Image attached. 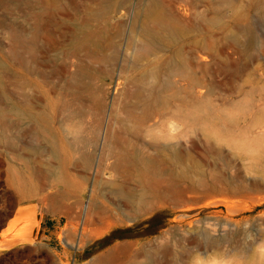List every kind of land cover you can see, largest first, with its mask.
<instances>
[{"label": "rangeland", "instance_id": "374dc122", "mask_svg": "<svg viewBox=\"0 0 264 264\" xmlns=\"http://www.w3.org/2000/svg\"><path fill=\"white\" fill-rule=\"evenodd\" d=\"M77 1L0 0V239L19 210L36 218L0 264H252L264 239V152L253 156L264 1L171 2L185 60L169 99L143 86L156 57L174 54L139 48L148 0L100 21L102 53L77 49ZM113 230L125 237L99 248Z\"/></svg>", "mask_w": 264, "mask_h": 264}, {"label": "bare ground", "instance_id": "6f19581e", "mask_svg": "<svg viewBox=\"0 0 264 264\" xmlns=\"http://www.w3.org/2000/svg\"><path fill=\"white\" fill-rule=\"evenodd\" d=\"M173 0H148L145 9V21L141 29L143 41L139 44L141 51L145 53L161 52L168 47H174V54L165 61L162 57H156L155 65L149 70V75L152 77L151 82H144L143 86L149 90L150 95L163 96L169 99L174 91L173 75L177 73L180 65L184 62L185 57L182 56L185 48L184 42L181 41L182 35L177 20H173L171 15V2ZM259 0H250L255 4ZM264 1V0H263ZM121 0H78L74 3L73 11L76 14H81L84 18V23L75 27L74 33L76 38V46L78 50L95 51L102 53L107 46L106 42L109 38V24H100V21L107 20L109 12L119 7ZM217 4H225L229 8H233L234 0H216ZM65 10V9H64ZM215 15L210 22L217 26L219 24L220 8L214 9ZM68 15V12L65 10ZM41 16V15H40ZM39 16V17H40ZM55 14L51 13L49 20L40 22L39 29L47 28ZM204 17V16H202ZM98 22L91 26L92 22ZM203 21H209L204 18ZM152 27H149V25ZM132 30V29H131ZM37 36V31L32 35L31 40ZM232 38L234 35L231 36ZM213 45V43H212ZM160 50V51H159ZM93 97V90L90 91ZM257 145V144H256ZM255 145V146H256ZM257 149L253 156L258 163L261 154L264 152V145L256 146ZM258 195V194H257ZM256 196V195H255ZM264 215V213L262 214ZM257 244L253 246V244ZM252 264H262L264 262V239L261 241L252 242ZM117 252V251H115ZM115 252H111L107 257L112 256Z\"/></svg>", "mask_w": 264, "mask_h": 264}, {"label": "crops", "instance_id": "0c3cea01", "mask_svg": "<svg viewBox=\"0 0 264 264\" xmlns=\"http://www.w3.org/2000/svg\"><path fill=\"white\" fill-rule=\"evenodd\" d=\"M32 215L28 208L19 210L7 223L5 229L9 233L1 237L0 247L11 246L29 237L36 226V218ZM28 226H33V228L30 229Z\"/></svg>", "mask_w": 264, "mask_h": 264}, {"label": "trees", "instance_id": "16d2710c", "mask_svg": "<svg viewBox=\"0 0 264 264\" xmlns=\"http://www.w3.org/2000/svg\"><path fill=\"white\" fill-rule=\"evenodd\" d=\"M162 214H163V211L156 212L150 218H148L147 222L148 223L153 222L156 218H158ZM116 232H117V230H113V231H111V233L109 235L105 236L104 237L105 242L102 245H100L99 248H102V247L110 244L112 242V240H114V239H120V238L125 237V235H120V234L116 235Z\"/></svg>", "mask_w": 264, "mask_h": 264}]
</instances>
